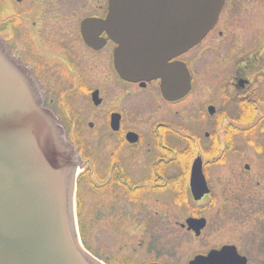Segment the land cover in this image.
Here are the masks:
<instances>
[{"label": "flooded vegetation", "instance_id": "obj_1", "mask_svg": "<svg viewBox=\"0 0 264 264\" xmlns=\"http://www.w3.org/2000/svg\"><path fill=\"white\" fill-rule=\"evenodd\" d=\"M109 14L110 0H0L1 44L37 81L91 179V225H105L108 243L105 260L92 255L264 264V0H226L203 42L171 61L186 71L176 100L162 79L120 76Z\"/></svg>", "mask_w": 264, "mask_h": 264}, {"label": "water", "instance_id": "obj_2", "mask_svg": "<svg viewBox=\"0 0 264 264\" xmlns=\"http://www.w3.org/2000/svg\"><path fill=\"white\" fill-rule=\"evenodd\" d=\"M225 0H110L107 26L116 68L131 82L162 79L176 100L184 66L170 63L199 44ZM81 164L34 77L0 42V264H103L81 244L76 190ZM195 192L206 189L200 161Z\"/></svg>", "mask_w": 264, "mask_h": 264}, {"label": "rangeland", "instance_id": "obj_3", "mask_svg": "<svg viewBox=\"0 0 264 264\" xmlns=\"http://www.w3.org/2000/svg\"><path fill=\"white\" fill-rule=\"evenodd\" d=\"M240 36V35H238ZM184 181V178L182 179ZM85 188L83 191V198H84V207H83V217L81 220L82 223V231L85 236V245L91 249L97 252L100 258L105 260V257L108 252V243L106 242L107 239L104 237L106 234L105 231H102V228L106 230L105 225H99L100 227H97V230L94 229V227L91 225L93 224V204L94 199L93 195L91 193V187L90 184H84ZM81 228V227H80ZM97 234H102L103 236L100 237Z\"/></svg>", "mask_w": 264, "mask_h": 264}, {"label": "trees", "instance_id": "obj_4", "mask_svg": "<svg viewBox=\"0 0 264 264\" xmlns=\"http://www.w3.org/2000/svg\"><path fill=\"white\" fill-rule=\"evenodd\" d=\"M80 181H81V183L83 184H91V179H90V177L89 176H81L80 177ZM86 182V183H85ZM182 184V182H179V179L177 180V183H175V185H181Z\"/></svg>", "mask_w": 264, "mask_h": 264}, {"label": "bare ground", "instance_id": "obj_5", "mask_svg": "<svg viewBox=\"0 0 264 264\" xmlns=\"http://www.w3.org/2000/svg\"><path fill=\"white\" fill-rule=\"evenodd\" d=\"M183 190V189H182Z\"/></svg>", "mask_w": 264, "mask_h": 264}]
</instances>
